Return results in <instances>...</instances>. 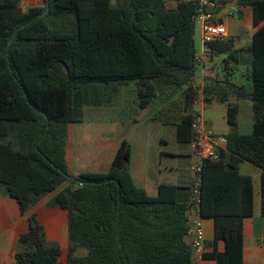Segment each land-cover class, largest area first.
I'll return each instance as SVG.
<instances>
[{
    "label": "trees",
    "instance_id": "trees-1",
    "mask_svg": "<svg viewBox=\"0 0 264 264\" xmlns=\"http://www.w3.org/2000/svg\"><path fill=\"white\" fill-rule=\"evenodd\" d=\"M0 0V184L29 229L18 240L13 264H61V246L49 242L30 211L44 198L68 213L67 264H191L188 201L181 187L162 184L156 196L131 174L130 144L118 147L107 173L71 176L66 158L72 123L134 120L152 105L161 86L183 93L169 110L178 117L177 143L190 149L198 64L197 7L187 0ZM242 19L251 8L253 26L264 22V0H233ZM49 7V12L44 15ZM234 41L208 45L213 58ZM250 88L228 79L204 85L205 103L227 106V147L201 173V216L215 223L225 251L205 258L243 264V222L254 212L253 179L240 173L246 162L262 172L264 216V26L247 50ZM230 72V71H229ZM230 78L231 72L226 75ZM92 84L135 86L134 105L120 110L73 109L74 98ZM253 104L250 135L238 132V104ZM93 111V112H91ZM185 154V153H184ZM191 157V156H190Z\"/></svg>",
    "mask_w": 264,
    "mask_h": 264
},
{
    "label": "crops",
    "instance_id": "crops-1",
    "mask_svg": "<svg viewBox=\"0 0 264 264\" xmlns=\"http://www.w3.org/2000/svg\"><path fill=\"white\" fill-rule=\"evenodd\" d=\"M40 1V0H38ZM38 7H42L40 1ZM225 4L235 7L233 0H222ZM244 16L236 21L235 15L228 17L226 11H222V22L226 25L228 36L234 41L232 51L237 54L230 59V52L221 54L209 61L203 71L201 68L199 76L195 78L194 87L210 83L212 78L224 81L228 79L238 86L250 88L251 82L248 80V68L251 57L247 50L251 46L253 36L257 30L264 26V22L259 28L253 26V14L251 8L243 11ZM248 17V23H240ZM195 45L198 54L204 51L203 32L201 40L195 38ZM199 48V49H198ZM219 69L223 70L222 76ZM231 72L230 78L226 75ZM135 86L131 85H111L105 87L106 110H120L128 112L130 105H134ZM92 101H97V91L89 90ZM130 100L132 101L129 104ZM183 93L179 90H172L169 87L161 86V91L157 93L152 105L140 110L134 120L125 118L115 122L86 121L83 123H72L68 129V140L66 146V158L71 176H78L82 173H107L111 167L116 151L123 141L130 144L131 174L135 184L150 196H156L158 187L162 184H169L181 187L180 198L188 201L189 187L191 186V159L184 169V164L180 158L187 153L166 152L161 150L160 144H165L166 139L158 135L161 127H171L173 141L177 142L176 128L179 124L175 113L169 108L173 103H181ZM216 100H212L205 105H212ZM238 104V132L242 135H250L253 130L254 115L253 104L249 100H232ZM219 103V102H217ZM220 104V103H219ZM223 105V104H222ZM148 125L149 130H141L138 139L134 142L129 138V129L132 125L143 123ZM208 122V121H207ZM218 136L225 137L229 134V126L226 129L217 130L212 122H208ZM154 138L156 140H154ZM189 156L190 149L188 152ZM168 157L170 163L162 167L161 160ZM240 173L253 179L254 184V212L243 222V264H264V216L261 213V179L262 172L252 165L244 162L240 166ZM51 197L44 198L29 213L35 214L40 224L44 227L46 238L49 242H57L61 246V264H67L68 239V213L59 208L49 206ZM29 225L25 217L20 213L17 203L0 192V264H13L15 262V250L19 238L28 231ZM205 230V255H210L214 251L223 253L225 243L223 241L213 244L215 239V223L211 218L204 219ZM191 237L188 235L187 243L190 245ZM201 264H217L216 261L205 258Z\"/></svg>",
    "mask_w": 264,
    "mask_h": 264
},
{
    "label": "built area",
    "instance_id": "built-area-1",
    "mask_svg": "<svg viewBox=\"0 0 264 264\" xmlns=\"http://www.w3.org/2000/svg\"><path fill=\"white\" fill-rule=\"evenodd\" d=\"M195 3L197 7L196 25L202 28L204 51L196 54L195 61L202 70L212 57L209 54L208 45L216 41L230 40L226 25L222 22V11H226L228 17L236 14L235 7L225 4L222 0H187ZM196 97L192 108V140H191V173L190 186L189 231L192 249L191 264H201L204 261L206 251L204 219L201 216V173L204 162L216 161L218 152L227 147V139L218 136L209 126L203 115L206 95L204 85L195 87Z\"/></svg>",
    "mask_w": 264,
    "mask_h": 264
},
{
    "label": "rangeland",
    "instance_id": "rangeland-1",
    "mask_svg": "<svg viewBox=\"0 0 264 264\" xmlns=\"http://www.w3.org/2000/svg\"><path fill=\"white\" fill-rule=\"evenodd\" d=\"M40 1L38 0H21V4L22 7L24 9H29L32 7H38L40 5ZM236 21H239L237 14H235V18ZM248 17L244 20L241 21L240 23H248ZM195 38L197 40V45L198 42L201 40V36H202V28L200 26H196V30H195ZM199 47V45H198ZM199 49V48H198ZM201 71V68L198 67L197 70V75L199 76ZM223 74V70L219 69V75L222 76ZM111 85H115V84H111ZM111 85H107V84H92L89 85L85 88H83L79 94L74 98V104H73V109L75 110V112L77 114H79L81 112V110L85 109L87 111L90 110H96L97 112H99L98 109H104L105 108V96L103 94V90L105 89V87H109ZM91 89H94L95 91H97V95L94 98H97V101H92L91 97L89 95V90L91 91ZM131 100L129 102V104H131ZM132 105H130V109H131ZM93 112V111H91ZM203 115L206 119V121L208 122H212L215 125V129L217 130H221V129H227L228 125H227V106L225 104H219L217 102H214L212 105H205L203 107ZM149 130L148 125H146V123L144 122L143 124L138 125H132L131 128L129 129L128 133H129V138H132L133 142L138 139L139 137L137 136L138 133L141 130ZM155 131H159V133H156L154 135H158L160 137H164L166 139L165 144H160V148L161 150H165L166 152L170 153V152H183V153H187V155L185 157H181L180 158V162L184 164V169H187V164L189 162V160L191 159V165H192V157L189 156L188 152H189V148L186 145H179L176 141H173V137H172V129L171 127H161L158 130L155 129ZM154 140H156L154 138ZM170 159L168 157H163V159L161 160L162 162V167H165L166 165H168L170 162ZM6 189L3 185L0 184V192H4Z\"/></svg>",
    "mask_w": 264,
    "mask_h": 264
},
{
    "label": "water",
    "instance_id": "water-1",
    "mask_svg": "<svg viewBox=\"0 0 264 264\" xmlns=\"http://www.w3.org/2000/svg\"><path fill=\"white\" fill-rule=\"evenodd\" d=\"M49 10H50V9H49V7H48V9H47V11L44 13V15H46V14L49 12Z\"/></svg>",
    "mask_w": 264,
    "mask_h": 264
}]
</instances>
